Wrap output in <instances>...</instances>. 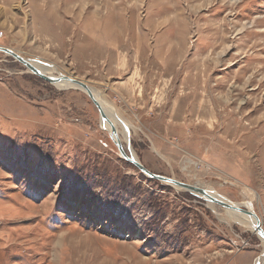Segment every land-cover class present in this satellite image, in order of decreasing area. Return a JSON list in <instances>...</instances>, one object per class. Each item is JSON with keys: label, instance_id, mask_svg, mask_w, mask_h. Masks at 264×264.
I'll return each mask as SVG.
<instances>
[{"label": "rangeland", "instance_id": "obj_1", "mask_svg": "<svg viewBox=\"0 0 264 264\" xmlns=\"http://www.w3.org/2000/svg\"><path fill=\"white\" fill-rule=\"evenodd\" d=\"M0 45L87 82L147 168L264 227V0H0ZM226 214L0 52V264H255L261 238Z\"/></svg>", "mask_w": 264, "mask_h": 264}, {"label": "water", "instance_id": "obj_2", "mask_svg": "<svg viewBox=\"0 0 264 264\" xmlns=\"http://www.w3.org/2000/svg\"><path fill=\"white\" fill-rule=\"evenodd\" d=\"M0 52H3L6 55L13 57L15 60H17L20 63H22L23 65H25L29 69L30 72L40 76L41 78H43L44 80H46L50 83L55 84V83H58L62 80H68V81H71L73 83L78 84L80 89L84 90L87 93V95L92 99V101L94 102V104L98 108V111L100 113L101 120H102V126H103V123H109L110 124L111 129L108 130V132L110 133L114 143L117 145L120 154L122 155V157L126 161L135 165L142 173H144L149 178L157 179V180H159V181H161L167 185H173V184L177 185V186L181 187L182 189H185V190L193 192V193L202 194L210 202L216 203V204L224 207L225 209H234L237 211H241V212L247 214L248 216L255 218V220H256L255 225H256L257 233H258L259 237L264 240V227L262 225V220H261L260 216L258 215V213L255 212L254 210L244 209L240 204H238L236 202H232L230 200H227L226 198H224L222 196L221 197L215 196L208 189L203 188V187H199L196 184L194 185V184L186 183V182L180 181L174 177H170L167 175L152 172L149 168H147L136 157V155L133 152H128L126 150L124 144H123V141L121 140V138L119 136L118 129H117L116 125L113 124L111 122V120L108 118L106 111L104 110L102 102L100 101V99L97 97V95L94 92V90L92 89V87L87 82L80 80V79H76L70 75L61 74V73L58 74V76L46 74L41 69H39L34 64H32V62L29 58L25 57L24 55H22L21 53H19L18 51L14 50L10 47H5V46L0 45ZM124 127H125V125H124ZM104 129H106V127H104ZM127 135L130 136L129 132H127Z\"/></svg>", "mask_w": 264, "mask_h": 264}, {"label": "bare ground", "instance_id": "obj_3", "mask_svg": "<svg viewBox=\"0 0 264 264\" xmlns=\"http://www.w3.org/2000/svg\"><path fill=\"white\" fill-rule=\"evenodd\" d=\"M31 62H32V64H34L36 67H38L39 69H41L44 73L49 74V75H53V76H58V75H55V74L53 73V69H54V68H52V67H50V66H47V65H45V64H43V63H40V62H38V61L31 60ZM55 84H56L57 87H59V88H79V89H80V87L78 86V84L73 83V82L68 81V80H62V81H60V82H58V83H55ZM92 89L94 90V92L96 93V95H97V97L100 99V101L102 102L103 107H104V110L106 111V114H107L108 118L111 120V122H112L113 124L116 125V127H117V129H118V125H119V124H118V123H119L118 120H117L115 117H113V115L110 113L108 107L104 106V105H105V104H104L105 101L103 100V98H100V96H99V94H100L99 91H97V90L94 89L93 87H92ZM113 114H114V113H113ZM103 126L106 127L107 131L111 129L109 123H103ZM119 126H120V125H119ZM127 129H128V128H127L126 126H125L123 132H122V131L120 132V130L118 129V133H119V136H120L121 140H122V137H121L122 134H123L124 137H126V138L128 137V135H127V131H126ZM172 186H175V187L178 188V189H179V188L182 189L181 187H179V186H177V185H174V184H173ZM197 186H199V185H197ZM199 187H201V186H199ZM203 188H205V187H203ZM206 189H207V188H206ZM208 190H209V189H208ZM209 191L212 192L213 195L221 197L218 193H216V192H214V191H211V190H209ZM201 195H202V194H201ZM202 196H204V195H202ZM222 197H223V196H222ZM205 198H206V197H205ZM206 199H207V198H206ZM208 202H209V204L212 205V206L215 205V203H212V202H210L209 200H208ZM225 210H226V212H227L226 215H228V218H229L230 220H232V221H234V222H238L239 224H241V225H243L244 227H246L248 230L257 233L256 225H255V223H256L255 218L250 217V216H248L247 214H245V213H243V212H241V211L234 210V209H225ZM257 234H258V233H257ZM261 240H262V242H263V248H264V240H263V239H261ZM255 264H264V249H263V254H262L260 257H258V258L256 259Z\"/></svg>", "mask_w": 264, "mask_h": 264}]
</instances>
